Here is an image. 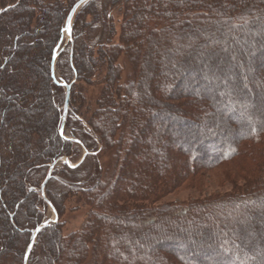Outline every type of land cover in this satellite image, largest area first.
<instances>
[{"label":"trees","instance_id":"1","mask_svg":"<svg viewBox=\"0 0 264 264\" xmlns=\"http://www.w3.org/2000/svg\"><path fill=\"white\" fill-rule=\"evenodd\" d=\"M78 1L0 0V264H24L31 232L49 218V203L58 222L38 234L28 264H210L207 257L264 264V0L87 3L57 62L76 77L64 128L75 142L60 134L65 88L52 76V60ZM116 6L123 15L118 41L110 13ZM88 8L94 18L86 39L81 22ZM166 46L164 65L183 56L181 72L151 97L154 56ZM122 59L130 66L125 76ZM95 81L101 89L84 111L78 87ZM211 82L216 87L208 92ZM35 109L39 119L26 121L24 113ZM156 116L168 121L175 138L157 136L144 154L139 141L148 117ZM199 120L208 125L202 133ZM80 145L88 148L86 159L76 168H56L45 199L41 186L51 164L76 161ZM158 148L161 158L154 155ZM219 170L230 192L158 205ZM79 195L90 211L81 229L65 235L66 203ZM139 228L148 229L134 242Z\"/></svg>","mask_w":264,"mask_h":264},{"label":"rangeland","instance_id":"2","mask_svg":"<svg viewBox=\"0 0 264 264\" xmlns=\"http://www.w3.org/2000/svg\"><path fill=\"white\" fill-rule=\"evenodd\" d=\"M84 7L85 6L82 7V9L78 12L77 15H79L81 13V11L83 13L85 10H87V9H84ZM97 8L99 9L100 6H98ZM91 10L92 9H89L84 14L83 22L85 25H83V23L81 22V31L84 30L83 34H85V35H83V36L86 39H89L90 30L93 27V26H87L89 23H91V21L94 18L88 14V13H90ZM110 13H111V16L113 18L112 23H114L116 30H117V33H118L115 41H118L119 34L121 31V26H122V20H123V15H122V11H121L120 6H116V7L112 8L110 10ZM101 23H102V20H101ZM99 27H101V25ZM49 36H51V33L48 34V37ZM69 40H70V37L67 34H65L64 43L62 44L63 46H61V48L59 49V52H61L63 49L66 48L67 44L71 40H73V37L71 38L70 41ZM168 48L169 47L166 46V47H164V49L158 50L155 53L154 57L156 60L155 61L156 62V68H155L156 72H155L154 76L151 78L152 79V81H151L152 82V88H151L152 92L150 91L151 97L157 96L155 90L157 89L158 85L160 86L162 82L165 83V82H168V80L172 81L173 78H172L171 74L181 72V70L179 69V65H180L181 61L183 60V56H181L180 58H179V56L175 57V60H174L175 62H173L170 67H167V65H164L165 63L163 61V55H165V53L169 50ZM212 50H213V47L208 45L207 51H212ZM44 52H45V49H43V47H42V49H40L39 59L43 60ZM59 52L57 54V56H58L57 62H59V54H60ZM190 52H191L190 50L187 51V54ZM184 57H186V55H184ZM57 62H56L55 75L57 74L56 78L58 79L59 82L64 81V82L68 83L67 79H69L71 81H73L74 79L76 80V77H73V79H71L72 75L68 70V66H67L66 62L64 63L63 67H58ZM122 62H124L126 64V67H125L126 71L124 73V76H125L126 72H128L130 70V66H129V62L127 63L125 59H122ZM164 68H166V72L163 71ZM245 80H246V83L248 84V86H250L249 87L250 89L252 88L254 91L263 92V87L261 85L255 86L252 84L250 79H245ZM191 81H193V80H191ZM159 86H158V88H159ZM208 86H209L208 92H211L216 87V85L212 82L210 84L208 83ZM78 89H77L78 92H81L85 96L83 98V100H84L83 107H85L84 111L89 107L93 108L94 104L96 102L97 96L99 94V91L101 89V86L98 85L97 82L95 81L93 85L83 83V84H81V86L78 87ZM197 90L203 91L201 86H198ZM85 100H86V106H85ZM36 111H37L36 109L33 110L30 115H28L29 114L28 112H25L24 113V117H25L24 119L26 121L38 120L39 115ZM81 112H83V108H82ZM30 117H32V118H30ZM144 120H146V119H144ZM193 120L198 121L197 117H194ZM239 121L242 122L243 118H239ZM198 123H199L198 129H200L201 133L205 129H207L208 125L205 121L199 120ZM160 126H162V127L166 126L167 128L162 130V128ZM168 126H169L168 121H166V120L162 121L160 119V117L156 116L155 118H152L151 120L148 117L147 123L145 124V127H146L145 135H144L145 137H142V140L139 141V150L141 152H145L144 154H148L147 146L149 145V142H152L154 140V138H157V136H159L160 138H163L164 140L168 139V137H170L171 139L175 138L173 136L174 130L172 132V127L170 128ZM180 130L181 131H185V130L188 131L189 128H188V126L185 127V126L181 125ZM212 134H214V133H212ZM68 138L74 140L73 137H68ZM80 149H81V153H80L79 157L76 159V161L75 160L70 161L67 158L72 166H74L80 160V158L83 157L85 150L88 151V148H86L84 145H80ZM154 155H155V157L161 158V156L163 155V151L160 148H158L157 152ZM146 156H148V155H146ZM101 157H102L101 163L103 164V166H105V167L108 166V164H110V161H108L109 160L108 157H105L103 155H101ZM152 157H154V156H152ZM63 158H66V157H63ZM64 165H65V162L63 160L58 165L57 168H61ZM223 177L224 176H223L222 171L219 170V171L213 172L208 176L206 181L203 182L200 186H197V187H194L191 189L181 188L179 190H176L173 193L166 196L162 200V202H160L158 205L162 206V205H166V204H170V203L178 204V205H185L191 200L200 199V198H204V197H208V196H212V195L226 194L232 190V185L230 183H228V181L224 180L225 177L224 178ZM125 185H126V182H125ZM120 190L119 189L115 190V194L118 193ZM156 206H157V204H156ZM89 211H90V209H89V207L86 206V204L84 202V198H82L80 195L73 197L70 200H68V202L66 203V212H65V215L62 219V221L65 223L63 233L65 235H68L70 233H73V232L81 229V227L83 226L84 222L87 219V215H88ZM52 218H54V213L50 209V215H49L48 219H52ZM251 220H254V216L251 218ZM207 221L211 222V225H212L213 221H212V216L210 214L207 216ZM249 224H250V222H249ZM167 225H168V227L171 228L172 231H175L172 229L173 225L170 222ZM147 229L148 228H139V229L135 230L136 233H134L132 235L134 242H137L139 239L144 238L145 237L144 231H146ZM191 233L192 234H190V236H192V238L193 237H195L197 239L200 238V237H198L200 235V233H198V235H196V236H193L194 234L192 231H191ZM176 234H178V233H175V237L177 236ZM256 235H257V233L254 234V237H256ZM190 238L185 237L182 239V241L189 243L191 241ZM180 240H181V238L178 239V241H180ZM249 240H251V239H248L246 243H248ZM203 248H204V246H203ZM179 249H181V248H179ZM181 250H183V249H181ZM185 250L186 249L184 248V250L181 251V253H184ZM196 250L200 251V249H197V248H196ZM171 251H173V250H171ZM206 260L209 261L210 264H218L215 261H213V257H207Z\"/></svg>","mask_w":264,"mask_h":264},{"label":"water","instance_id":"3","mask_svg":"<svg viewBox=\"0 0 264 264\" xmlns=\"http://www.w3.org/2000/svg\"><path fill=\"white\" fill-rule=\"evenodd\" d=\"M91 1H95V0H79L71 9V11L69 12L67 19L65 21V27L63 30L64 34H67L70 37V40L72 38V33H73V25L75 22V18L78 14V12L82 9L83 6H85L87 3L91 2ZM69 40V41H70ZM64 39H62L57 47V50L61 47V45L63 44ZM56 62H57V55H55L53 57L52 60V76L55 79V82L62 86L63 88H65V103H64V107H63V115H62V123H61V128H60V134L67 140H70L69 138L64 136V128L67 122V118H68V114H69V110H70V96H71V89H72V85L75 82V79L71 82V83H66V82H59L58 79L56 78L55 75V70H56ZM76 141V140H74ZM88 155V151L85 150L84 156L81 158V160L75 164L74 166H72L69 162V160L67 158H60L58 160H56L53 164H51L47 177L45 178L42 186H41V194L42 196L46 199V185L49 182V180L51 179L54 171L56 170V168L58 167V165L64 160L65 164L69 165L72 168H76L79 165H81L83 163V161L86 159ZM49 207L51 208V210L54 213V218L49 219L48 221L44 222L42 225H40L39 227H37L35 230H33L31 233V238H30V242L27 246L26 252H25V256H24V264H28V259L33 251V248L35 246L36 243V239L38 234L41 232V230L47 226H49L51 223L53 222H57L58 221V215L55 211V209L53 208V206L49 203Z\"/></svg>","mask_w":264,"mask_h":264}]
</instances>
